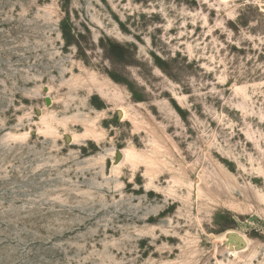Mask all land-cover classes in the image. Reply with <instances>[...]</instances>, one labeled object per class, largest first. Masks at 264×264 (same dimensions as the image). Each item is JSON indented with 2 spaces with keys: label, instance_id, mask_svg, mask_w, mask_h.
Here are the masks:
<instances>
[{
  "label": "rangeland",
  "instance_id": "1",
  "mask_svg": "<svg viewBox=\"0 0 264 264\" xmlns=\"http://www.w3.org/2000/svg\"><path fill=\"white\" fill-rule=\"evenodd\" d=\"M0 264H264V0H0Z\"/></svg>",
  "mask_w": 264,
  "mask_h": 264
},
{
  "label": "bare ground",
  "instance_id": "2",
  "mask_svg": "<svg viewBox=\"0 0 264 264\" xmlns=\"http://www.w3.org/2000/svg\"><path fill=\"white\" fill-rule=\"evenodd\" d=\"M90 84L92 85V86H95V84H94V81H92V82H90ZM67 88H68V90L69 91H76V88L74 87V86H71V85H68L67 86ZM103 90V88L102 87H99L98 85H97V87H96V91H97V94L101 97V98H104L105 96H104V91H102ZM105 99V98H104ZM86 135H88V134H86ZM85 135V136H86ZM90 138V137H89ZM81 139V138H80ZM233 162V161H232ZM226 163V162H225ZM231 163V162H230ZM155 190H153V189H149V190H147L146 191V194L147 195H155ZM225 194H226V197L228 198V199H231V200H236V199H238V196H240V193L238 192V191H234V190H232L231 192H225ZM243 195H245V194H243ZM250 198V197H249ZM248 198V199H249ZM244 199V198H243ZM248 199H246V200H248Z\"/></svg>",
  "mask_w": 264,
  "mask_h": 264
},
{
  "label": "water",
  "instance_id": "3",
  "mask_svg": "<svg viewBox=\"0 0 264 264\" xmlns=\"http://www.w3.org/2000/svg\"><path fill=\"white\" fill-rule=\"evenodd\" d=\"M70 139L68 138V141H69ZM120 157V156H119Z\"/></svg>",
  "mask_w": 264,
  "mask_h": 264
}]
</instances>
